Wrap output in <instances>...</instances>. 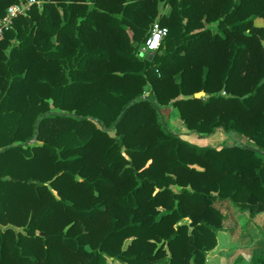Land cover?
<instances>
[{
  "label": "trees",
  "instance_id": "trees-1",
  "mask_svg": "<svg viewBox=\"0 0 264 264\" xmlns=\"http://www.w3.org/2000/svg\"><path fill=\"white\" fill-rule=\"evenodd\" d=\"M39 1L0 38V264H206L264 211V0Z\"/></svg>",
  "mask_w": 264,
  "mask_h": 264
},
{
  "label": "rangeland",
  "instance_id": "rangeland-1",
  "mask_svg": "<svg viewBox=\"0 0 264 264\" xmlns=\"http://www.w3.org/2000/svg\"><path fill=\"white\" fill-rule=\"evenodd\" d=\"M256 24L264 25V19L258 18ZM162 115V120L171 130L199 145L221 146L225 143L232 144L234 140L254 144L237 134L229 135L221 129L204 136L189 131L178 110L172 106L163 107ZM230 210L233 218L226 221L225 230L218 232V244L207 253L206 264H248L254 255L264 254V211L251 215L248 212H240L237 208ZM109 261V264H119L118 261ZM166 263V260H163L159 264Z\"/></svg>",
  "mask_w": 264,
  "mask_h": 264
},
{
  "label": "built area",
  "instance_id": "built-area-1",
  "mask_svg": "<svg viewBox=\"0 0 264 264\" xmlns=\"http://www.w3.org/2000/svg\"><path fill=\"white\" fill-rule=\"evenodd\" d=\"M34 3L40 4L39 0H26L20 1L18 3L11 4L5 16L0 18V38L3 37L4 32L8 30L14 21V18L19 14H26L27 9ZM168 28L160 24V22H155L153 25L151 34L148 36L145 44L141 48L143 53L153 54L159 50L163 38L167 35Z\"/></svg>",
  "mask_w": 264,
  "mask_h": 264
},
{
  "label": "water",
  "instance_id": "water-1",
  "mask_svg": "<svg viewBox=\"0 0 264 264\" xmlns=\"http://www.w3.org/2000/svg\"><path fill=\"white\" fill-rule=\"evenodd\" d=\"M148 87L146 86V89H147ZM148 95L147 94H145V97H147ZM195 96L196 97H202V96H207V94L204 92V91H199V92H197V93H195Z\"/></svg>",
  "mask_w": 264,
  "mask_h": 264
},
{
  "label": "crops",
  "instance_id": "crops-1",
  "mask_svg": "<svg viewBox=\"0 0 264 264\" xmlns=\"http://www.w3.org/2000/svg\"><path fill=\"white\" fill-rule=\"evenodd\" d=\"M230 137V136H229Z\"/></svg>",
  "mask_w": 264,
  "mask_h": 264
}]
</instances>
